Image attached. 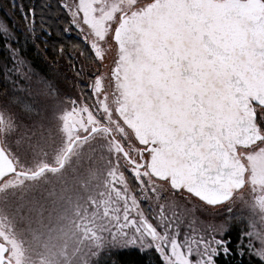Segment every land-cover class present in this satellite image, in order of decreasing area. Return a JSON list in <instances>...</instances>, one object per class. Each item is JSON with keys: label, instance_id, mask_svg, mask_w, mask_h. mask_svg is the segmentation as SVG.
I'll return each instance as SVG.
<instances>
[{"label": "rangeland", "instance_id": "obj_1", "mask_svg": "<svg viewBox=\"0 0 264 264\" xmlns=\"http://www.w3.org/2000/svg\"><path fill=\"white\" fill-rule=\"evenodd\" d=\"M153 1L63 0L84 13L78 21L83 31L74 29L92 45L96 62L90 68L92 77H68L58 66L56 74L67 79L60 90L67 91L55 99L56 92L37 86L31 93L39 104L27 109L17 107L11 95L5 99L6 93L0 94V142L16 171L31 174L58 167L70 144L80 138L61 169H48L35 178L11 174L0 181V243L7 248L8 260L4 264H94L121 247L120 225L133 198L147 197L153 208L159 205L171 211L167 181L147 169L146 146L121 120V116L133 118L137 111L117 100L113 85L124 82L111 76L118 53L113 33L121 16L135 11L155 16L157 9L149 13L139 9ZM125 46L121 59L140 44ZM126 66L121 60L119 74ZM86 82L81 91L79 84ZM69 120L77 132H72ZM93 128L96 131L88 136ZM161 193L166 199H160ZM143 207L148 210L147 203ZM202 216L229 228L244 223L250 241L264 249V154L253 158L251 175L232 198L204 210Z\"/></svg>", "mask_w": 264, "mask_h": 264}, {"label": "water", "instance_id": "obj_2", "mask_svg": "<svg viewBox=\"0 0 264 264\" xmlns=\"http://www.w3.org/2000/svg\"><path fill=\"white\" fill-rule=\"evenodd\" d=\"M139 9L158 13L124 14L113 33L120 53L125 43L140 44L134 60L132 53L122 57L127 65L122 88L137 113L121 120L141 144L158 145L149 156L148 170L179 186L210 166L220 134L232 132L237 99L264 92V1L154 0ZM79 139L70 144L58 167L31 174L16 171L0 142V181L11 174L35 178L48 169H61ZM234 175L221 197L226 201L244 182L243 169ZM6 252L0 243V264L8 262Z\"/></svg>", "mask_w": 264, "mask_h": 264}, {"label": "snow or ice", "instance_id": "obj_3", "mask_svg": "<svg viewBox=\"0 0 264 264\" xmlns=\"http://www.w3.org/2000/svg\"><path fill=\"white\" fill-rule=\"evenodd\" d=\"M11 6L24 19L31 15L35 23L34 8L26 10L17 0H11ZM57 6L71 26L82 32L78 21L84 13L63 0ZM84 40L87 42V37ZM236 112L231 134H220L207 169L199 176H189L179 186L167 179L171 211L159 205L153 208L147 197L133 198L120 225L124 234L121 247L111 253L116 264H264V249L256 242L243 234L233 239L232 229L213 225L202 216L204 210L226 202L221 197L226 196V186L235 179L236 171L243 169L247 180L253 158L264 154V92H249L238 98ZM154 194L153 190L149 196ZM160 199H166L164 193ZM146 203L148 210L143 207Z\"/></svg>", "mask_w": 264, "mask_h": 264}, {"label": "trees", "instance_id": "obj_4", "mask_svg": "<svg viewBox=\"0 0 264 264\" xmlns=\"http://www.w3.org/2000/svg\"><path fill=\"white\" fill-rule=\"evenodd\" d=\"M17 3H23L26 10L35 9V23L31 15L24 19L18 9L13 11L11 0H0V94L5 92V99L11 95L17 107L27 109L39 104L31 93L37 86L56 92L55 99L67 91V88L60 90L67 79L56 74L58 66L68 77L74 74L89 79L91 65L96 62L68 16L58 8L60 0H17ZM86 84L80 83L79 89L86 90ZM243 225L230 226L233 239L240 234L249 237ZM115 251L104 254L94 264H116L111 256Z\"/></svg>", "mask_w": 264, "mask_h": 264}, {"label": "flooded vegetation", "instance_id": "obj_5", "mask_svg": "<svg viewBox=\"0 0 264 264\" xmlns=\"http://www.w3.org/2000/svg\"><path fill=\"white\" fill-rule=\"evenodd\" d=\"M125 49H126V47H125ZM136 49V48H135ZM135 49H132L131 50V52L130 53H132V55H131V57L133 58V60L135 59V57H136V55H134L133 54V52H134V50ZM121 56H122V54L120 53V52H118L117 53V59L115 60V66H113L114 68H113V71L115 72V73H113L111 76L113 77V79H115V77L116 76H118L119 78H120V81L121 82H123V78L127 75V66L124 68V69H122V73L121 74H119L120 72L118 71V66H120V62H121V60H123V59H121ZM124 62V61H123ZM124 64H125V62H124ZM116 86L117 85H113V87L115 88V95H117V100L119 99L121 102H127V100H126V92H125V90H123V88H122V86L123 85H121L120 83H119V86H117L118 88H116ZM116 89H118V93H116ZM119 95V96H118ZM147 139H150V137H146ZM148 144H147V146H146V148H145V150H143L145 153H147V154H149V155H153V153H154V149H156V147H158V145L157 144H151L150 142H147ZM143 151H141L140 153H139V156H141V154L143 153ZM149 157V156H148ZM148 164V163H147ZM144 166V164H142V167ZM147 169H148V166H147ZM50 170H52V169H50ZM54 171H56V170H54Z\"/></svg>", "mask_w": 264, "mask_h": 264}]
</instances>
